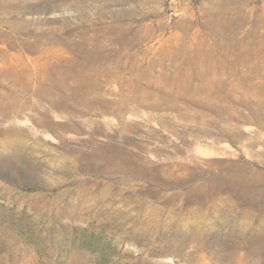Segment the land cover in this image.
<instances>
[{"label": "rangeland", "instance_id": "rangeland-1", "mask_svg": "<svg viewBox=\"0 0 264 264\" xmlns=\"http://www.w3.org/2000/svg\"><path fill=\"white\" fill-rule=\"evenodd\" d=\"M0 264H264V0H0Z\"/></svg>", "mask_w": 264, "mask_h": 264}, {"label": "bare ground", "instance_id": "bare-ground-1", "mask_svg": "<svg viewBox=\"0 0 264 264\" xmlns=\"http://www.w3.org/2000/svg\"><path fill=\"white\" fill-rule=\"evenodd\" d=\"M201 237V236H200Z\"/></svg>", "mask_w": 264, "mask_h": 264}]
</instances>
